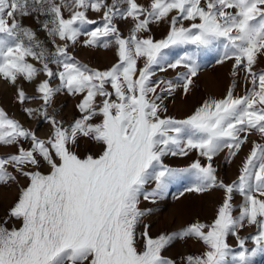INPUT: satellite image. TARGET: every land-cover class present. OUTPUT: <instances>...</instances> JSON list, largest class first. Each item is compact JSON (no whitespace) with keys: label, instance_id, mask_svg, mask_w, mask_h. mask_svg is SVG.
Listing matches in <instances>:
<instances>
[{"label":"snow or ice","instance_id":"6c2138e0","mask_svg":"<svg viewBox=\"0 0 264 264\" xmlns=\"http://www.w3.org/2000/svg\"><path fill=\"white\" fill-rule=\"evenodd\" d=\"M122 4L127 7L121 9ZM62 10L69 12L67 18ZM89 10L103 12L101 26L91 31L86 26L98 22L88 19ZM34 14L55 45L51 53L23 25V18ZM40 16L50 19L40 21ZM117 18L132 19L129 36L121 35ZM160 23L168 25L165 38L143 35ZM81 36L85 46L115 44L118 62L103 71L76 62L68 53L69 42L75 44ZM57 38L64 43L56 44ZM174 46H194L195 51L170 61L166 50ZM213 49L220 53L217 63L234 60L233 76L243 68L251 85L245 95L235 96L233 83L225 98L206 100L186 119L162 116L164 101L176 88L189 93L199 70L198 54ZM259 55H264V0H150L147 6L137 0H0V75L15 85L18 75L32 81L43 71L48 79L39 83L38 92L44 103L24 111L30 117L38 113L51 125L48 138L40 139L0 110V144L17 146L16 154L0 157V183L17 180L9 167L29 180L0 223V264H176L163 252L187 238L202 242L206 250L182 257V264H254L264 255V143L253 142L230 184L218 179L213 159L226 149L225 162L231 163L249 135L264 138V71L254 70ZM25 57L38 60L42 68ZM178 68L186 70L178 82L152 79L157 71ZM57 77L60 84L50 86ZM62 92L82 96L76 105L81 115L68 127L47 111ZM28 99L18 90L21 104ZM97 116L102 119L94 123ZM81 139L102 145L100 154L81 158L72 150ZM192 150L205 163L196 159L187 167H172L164 162ZM44 166L48 174L39 170ZM186 175L194 181L186 191L223 190L215 220L152 237L145 223L152 209L141 208L142 201L156 203L173 181ZM234 193L243 201L237 215ZM11 220L21 226L7 228ZM245 224L257 233L240 236ZM229 236L239 250L229 245Z\"/></svg>","mask_w":264,"mask_h":264},{"label":"rangeland","instance_id":"374dc122","mask_svg":"<svg viewBox=\"0 0 264 264\" xmlns=\"http://www.w3.org/2000/svg\"><path fill=\"white\" fill-rule=\"evenodd\" d=\"M106 2L111 4L112 0H106ZM57 3H59V0H57ZM137 3L147 6L150 0H137ZM120 7L121 9H125L127 5L122 4ZM62 11L65 18H67L69 12L67 10ZM174 14L175 13H173V15ZM86 15L88 19L98 22L94 25H87L86 30L91 31L101 26L99 22L102 21L103 12L98 13L89 10ZM39 19L40 21H45L50 18L40 16ZM22 22L24 26L31 27L36 32L37 38L50 53L55 50V45L51 42L46 31L41 28L40 23L37 22L35 14L23 18ZM114 23L117 25L123 37L129 36L130 29L133 27L131 18H117L114 20ZM189 23L188 21L184 22L185 26H188ZM150 28L151 31L143 33V35H150L154 40L165 38L169 30L166 23L152 24ZM85 39V36H81L78 38L77 43L72 44L69 42L68 53L76 62L81 65H87L91 69L102 71L111 68L118 62L117 47L115 44H111L107 48L103 46H85L83 43ZM55 43L63 44L64 42L57 38ZM166 51L168 52L170 61H175L179 56L183 55L185 51L192 52L195 51V48L194 46H174ZM219 54V51L214 49L201 51L198 54L197 63L199 65V70L197 75L193 77V83L190 86L189 93L185 95L182 88H176L175 92L164 101L167 112L162 113V116H169L174 119H186L188 116L192 115L197 108L201 107L206 100L225 98L228 89L233 86V83H235L234 95H245L246 89L250 88L251 85L246 84L243 68L241 67L237 75L233 76L234 60H227L222 64L217 63ZM25 60L38 69L42 68V64L32 57H25ZM143 62V58L139 59L137 67H142ZM49 67L54 72L57 71V66L55 64H49ZM254 70L257 72L264 71V55L258 56ZM185 71L186 70L183 68H178L176 70L169 69L166 72L157 71L152 79L164 78L178 82L176 80L178 74ZM46 79H48V77L43 71L39 72L32 81L26 80L23 75H18L16 84L13 85L9 80L4 79L2 75H0V110H3L9 118L18 121L24 128L34 131L40 139H47L51 134L50 123L45 121L38 113L30 117L24 109L30 108L38 110L41 108L44 102L39 98L42 94L38 92V85ZM59 84L60 80L58 77L50 80V86L52 87H56ZM106 88L109 92L113 93L112 99H116L111 85H106ZM20 89L25 92L26 96L32 99H28L21 104L18 100V90ZM81 98V95L72 96L66 92L59 93L54 96L47 111L50 116H54L58 121H62L65 127H68L74 119L79 118L81 115L76 107ZM96 99L97 103H99L102 98L97 97ZM101 119L102 117L97 116L93 122L98 123ZM253 142L264 143V138L260 137L255 132L249 135L247 142L241 146V149L232 159L231 163L225 162L226 149L224 152L214 157L213 166L216 168L218 179L223 180L225 184H230L238 178L239 170L243 161L250 153ZM23 147L29 149L30 143L24 142ZM102 148L103 146L100 144L81 139L78 146H73L72 150L83 158L86 154H92L93 156L99 155ZM16 153V145L0 144V157H6ZM196 159H200L201 163H205V160L199 157L196 150H192L186 157H166L164 162L172 167H187ZM26 170L32 171L33 169ZM39 170L42 174H48L50 171L47 166L41 167ZM8 171L16 175L17 180L15 182L9 181L7 183H0V223H3L8 210L18 201L21 189L26 187L29 183L27 178L16 173L13 168L9 167ZM193 182V178L186 175L173 181L165 196L158 199L156 203L151 204L142 201L140 205L141 208L148 207L152 209V214L145 218V223L150 225L149 234L152 237H157L161 233L170 234L178 232L196 222L210 225L215 220L218 207L222 205L224 199L223 190L214 188L202 193L186 191L187 188L192 186ZM181 193H183V195H181ZM242 202V197L238 193H234L232 203L234 208L237 209L233 213L234 215L238 214V206ZM5 226L9 229L12 227L19 228L21 222L18 220H11ZM142 230L143 224L139 226L138 231ZM256 233L257 229L255 226L245 224L240 230L239 235L242 237H250ZM228 243L234 249L239 250L237 241L234 237L229 236ZM246 246L251 250L254 245L249 239ZM205 250L206 246L193 238L177 239L164 250L163 255L175 260L176 264H182V257L189 254H202ZM254 264H264V255L257 256L254 259Z\"/></svg>","mask_w":264,"mask_h":264}]
</instances>
